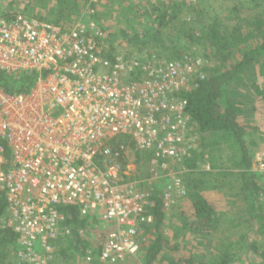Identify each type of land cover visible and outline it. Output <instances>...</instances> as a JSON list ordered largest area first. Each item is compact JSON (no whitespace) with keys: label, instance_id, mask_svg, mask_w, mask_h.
Returning a JSON list of instances; mask_svg holds the SVG:
<instances>
[{"label":"built area","instance_id":"obj_1","mask_svg":"<svg viewBox=\"0 0 264 264\" xmlns=\"http://www.w3.org/2000/svg\"><path fill=\"white\" fill-rule=\"evenodd\" d=\"M104 37L96 21L0 18V70L47 71L27 92L0 86V198L7 201L5 224L18 234L17 264L60 262L57 245L72 235L73 207L103 229L85 254L88 264L136 256L154 221V200L145 181L129 177V147L150 153L145 180L167 183L164 208L177 200L174 167L199 150L186 93L207 75L201 60L107 56ZM261 160L264 173V154Z\"/></svg>","mask_w":264,"mask_h":264},{"label":"rangeland","instance_id":"obj_2","mask_svg":"<svg viewBox=\"0 0 264 264\" xmlns=\"http://www.w3.org/2000/svg\"><path fill=\"white\" fill-rule=\"evenodd\" d=\"M155 4H162L163 9L149 16L150 13L147 14L146 9ZM164 10L173 16L174 20L170 23L175 26L167 30V33H170L163 38L162 43H157L164 44L161 46L167 51L177 49L178 52H186L184 56L188 55L190 59H200L201 71L205 74L213 73L214 70L224 68L239 59L244 49L262 39L255 31L258 37L253 36L241 46L235 47L231 59L226 63L222 56L215 52L209 33L212 22L216 20L220 23L216 25L217 29L231 30V27L239 25L243 34H249L250 27L246 21L242 22L240 19L250 18L254 21L255 16L264 17V0H0V18L23 13L61 26H72L79 21H96L105 36L101 40V51L124 56L150 53L147 50L135 52V47L132 48L135 46L132 36L137 29L144 30L151 24V29L154 30L157 21L152 20ZM257 85L264 89V59L248 68L231 84L230 95L241 108L238 120L244 126V138L253 159V169L258 173L264 187V173L261 168L264 154V98L258 93ZM204 136L200 139L198 152H201L198 154L196 166L189 168L186 164H180L172 171L179 176L180 182L174 185L176 204L164 208L166 216L162 235L168 246L177 245L178 248L165 249L155 264H168L172 260L180 261L182 258L192 260L193 264H210L208 258H213V253L220 252L225 247H232L237 252L232 264H264L254 250L264 244V234L261 230L263 228L252 216L246 194L240 190L239 168L236 166L239 157L237 149L227 144L207 147L206 144L211 143L213 137L207 133ZM202 140L204 144L201 147ZM129 148L131 149L125 158L129 164V177L145 181V186L153 193L159 186L145 180L149 171L147 157L132 146ZM194 184L198 185L200 193L210 200L219 212L216 226L209 230L213 232L211 246L202 238L205 231L202 233L196 222L191 198V185ZM166 187L167 183L162 188ZM262 198V205L258 203L264 213V197ZM6 220L4 216L1 217L0 225H4ZM102 232V226L99 224L86 230L83 235L84 245L89 249L98 245ZM156 234L153 226L147 228L143 233L144 241L140 252L125 259L121 264H142L143 249ZM84 245L79 249L67 248L66 245V255L60 259L59 264H88L85 260L86 253L83 251ZM17 250L13 245L0 247V264H17Z\"/></svg>","mask_w":264,"mask_h":264},{"label":"trees","instance_id":"obj_3","mask_svg":"<svg viewBox=\"0 0 264 264\" xmlns=\"http://www.w3.org/2000/svg\"><path fill=\"white\" fill-rule=\"evenodd\" d=\"M165 6V4H164ZM161 5H152L150 9H146V13L149 16L153 13L162 11ZM202 15L204 13H201ZM254 21L250 18L240 19V21H246V24L251 32L245 35L241 30V26L236 25L228 28L217 29L220 23L213 21V26L210 29L209 37L213 41V46L217 55L222 56L224 62H228L233 54L235 47L241 46L242 43L249 41L253 36L262 37L258 43L244 49L241 57L234 60L232 63L226 65L224 68L216 69L213 73H209L205 78L200 79L197 88L186 93L188 99V110L195 121L201 136L206 133L213 137L211 143L206 144L207 147H214L215 145L227 144L232 147H236L239 154L237 167L239 168L238 175L240 180V190L246 194L249 202L250 212L252 216L260 222V227L264 229V213L260 209L262 202V194L264 193V187L258 178V173L253 169V159L249 150V147L244 138V126L239 122V112L241 108L237 105L236 101L230 95L231 84L235 82L248 68L252 67L257 62L264 59V17L258 15L253 17ZM42 20V18L39 17ZM173 16L166 10L155 16L152 22L157 21V26L152 30V24L147 26L144 30H136L134 36H132L135 52H142L147 50L150 53H156L160 57H166L168 59H179L186 52H178L177 49L173 51H167L161 45L163 38L169 34L167 30L173 29L175 24L170 23L173 21ZM47 21V20H45ZM50 22V21H49ZM175 22V21H174ZM215 25V26H214ZM165 27V28H164ZM178 27V26H176ZM164 28V29H163ZM255 31L258 35H255ZM251 33V34H250ZM129 37V35L127 36ZM131 38V37H130ZM132 51V50H131ZM107 56H111L110 51L104 50ZM47 71L43 72H25L21 74H8L0 70V86L4 88L8 93H22L29 91L37 82L39 76H45ZM258 93L264 98V89H260L257 85ZM205 137V136H204ZM201 147L204 144L202 140ZM134 147V145H133ZM137 151V150H136ZM145 155L149 161L150 153L140 152ZM194 153L193 157L185 160L184 164L189 168L195 167L198 154ZM158 184L159 187L153 192L154 205L150 208V214L154 217L152 225L157 234L147 243L142 252V264H155L158 256L165 250H175L178 248L175 246H168L163 238V224L166 213L164 211V201L162 200V191L166 183L159 181L153 182ZM193 189L192 204L195 211L196 222L200 227L201 232L205 231L202 238L206 240L208 246H211L213 240H211L213 232H209L211 228L216 226L219 218V212L204 195L199 191L198 185H191ZM262 205V203H261ZM67 223L73 227L71 236L62 238L57 245V254L59 258L65 257V246L67 248L79 249L84 243L83 236L80 235L79 229L84 228L89 230L98 224V220L91 218H80L78 211L75 207L71 208ZM7 218V201L4 197L0 198V218ZM260 228V229H261ZM262 230V234L264 231ZM213 239V237H212ZM13 245L16 250L18 249V234L14 229L6 224L0 225V247ZM169 247V248H168ZM88 247L84 245L83 251L86 253ZM255 252L262 258L264 262V244L261 247H255ZM236 250L232 247H225L220 252L213 253L208 259L210 264H232L236 257ZM17 259V255H16ZM16 263V262H15ZM60 263V262H59ZM57 263V264H59ZM193 264L192 260L188 258H182L180 261L172 260L168 264ZM14 264V263H13Z\"/></svg>","mask_w":264,"mask_h":264}]
</instances>
